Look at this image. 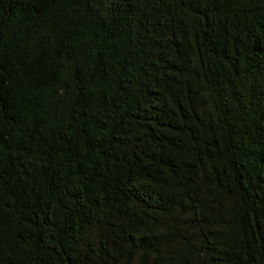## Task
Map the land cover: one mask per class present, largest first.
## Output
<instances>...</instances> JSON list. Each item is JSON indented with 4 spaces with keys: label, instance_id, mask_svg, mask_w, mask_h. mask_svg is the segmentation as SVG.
I'll list each match as a JSON object with an SVG mask.
<instances>
[{
    "label": "trees",
    "instance_id": "obj_1",
    "mask_svg": "<svg viewBox=\"0 0 264 264\" xmlns=\"http://www.w3.org/2000/svg\"><path fill=\"white\" fill-rule=\"evenodd\" d=\"M0 264H264V0H0Z\"/></svg>",
    "mask_w": 264,
    "mask_h": 264
}]
</instances>
